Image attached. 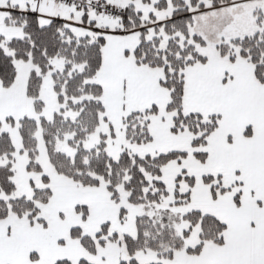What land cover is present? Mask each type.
Returning a JSON list of instances; mask_svg holds the SVG:
<instances>
[{
    "label": "snow or ice",
    "instance_id": "1",
    "mask_svg": "<svg viewBox=\"0 0 264 264\" xmlns=\"http://www.w3.org/2000/svg\"><path fill=\"white\" fill-rule=\"evenodd\" d=\"M0 264H264V0H0Z\"/></svg>",
    "mask_w": 264,
    "mask_h": 264
}]
</instances>
